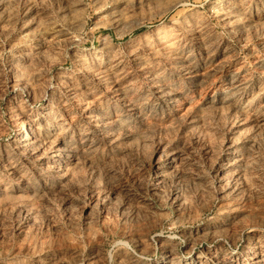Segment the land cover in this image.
<instances>
[{"label": "rangeland", "instance_id": "1", "mask_svg": "<svg viewBox=\"0 0 264 264\" xmlns=\"http://www.w3.org/2000/svg\"><path fill=\"white\" fill-rule=\"evenodd\" d=\"M0 264H264V0H0Z\"/></svg>", "mask_w": 264, "mask_h": 264}, {"label": "bare ground", "instance_id": "2", "mask_svg": "<svg viewBox=\"0 0 264 264\" xmlns=\"http://www.w3.org/2000/svg\"><path fill=\"white\" fill-rule=\"evenodd\" d=\"M24 122V121H23ZM25 131H27V129L25 128ZM32 131V130H31ZM28 132V131H27ZM27 132H26V134H27ZM27 136V135H26ZM32 136V135H31ZM35 142V141H34ZM253 258V257H252Z\"/></svg>", "mask_w": 264, "mask_h": 264}]
</instances>
